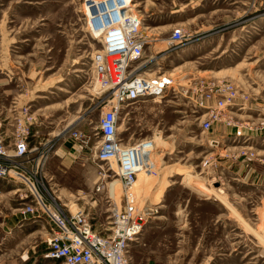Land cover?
<instances>
[{"label":"rangeland","instance_id":"1","mask_svg":"<svg viewBox=\"0 0 264 264\" xmlns=\"http://www.w3.org/2000/svg\"><path fill=\"white\" fill-rule=\"evenodd\" d=\"M86 1L0 0V78L16 89L0 127L6 143L29 132L33 150L19 168L47 204L88 212L104 228L123 196L112 165L95 156L97 121L114 100L94 63L101 43ZM134 1L148 60L139 71L170 75L174 86L118 105L122 145L160 140L154 171L132 188L156 211L130 245L131 264H264V0ZM176 27L182 45L170 40ZM222 81L246 106L228 107L206 131L194 101ZM101 168L110 176L97 192ZM25 204L35 205L29 187L0 179V264H60L48 256L45 213L23 217Z\"/></svg>","mask_w":264,"mask_h":264},{"label":"built area","instance_id":"2","mask_svg":"<svg viewBox=\"0 0 264 264\" xmlns=\"http://www.w3.org/2000/svg\"><path fill=\"white\" fill-rule=\"evenodd\" d=\"M108 10L95 9L87 14L94 24L89 30L101 43L94 63L104 74L102 82L113 89V105L105 109L97 121L100 139L95 153L99 161L111 165L114 162L111 168L117 176L115 180L119 182L123 196L110 207L107 226L103 228V223L96 224L94 216L83 210L71 211L57 203L53 207L47 204L38 193L35 181L27 179L20 172L18 162L33 150V147H29V132L17 133L10 143H6L0 127V179H21L29 187L35 197V205L25 204L20 213L23 217L45 213L51 231L48 256L60 264H131L130 245L140 238L146 220L156 211L155 207L140 205L132 193L137 170L148 164L143 156L138 155V150L147 140L122 145L117 131L118 105L141 98L164 97L170 87L174 86L173 79L164 73L149 76L139 71L145 44V38L140 35L142 16L127 13L129 15L122 14L121 20L117 11ZM92 28L100 33H95ZM170 40L176 45L186 41L178 27L173 29ZM199 91L200 95L194 102L198 109L204 110L201 125L206 131L212 128L221 112L228 107L242 110L246 106V97L243 102L236 100L237 89L232 82L209 83L204 90L200 88ZM101 169L95 186L97 192L105 188V179L110 176L106 170ZM145 169L150 173L154 171L150 166H145Z\"/></svg>","mask_w":264,"mask_h":264},{"label":"bare ground","instance_id":"3","mask_svg":"<svg viewBox=\"0 0 264 264\" xmlns=\"http://www.w3.org/2000/svg\"><path fill=\"white\" fill-rule=\"evenodd\" d=\"M138 3H136L134 0H87L85 2V11L88 12V14L91 13L92 10L95 11V9L97 10H103L104 11H107L108 9V12H112V11H117L119 14H120V17H121V20H122V14H127V13H137L139 14L138 11L135 10V6H137ZM129 15V14H127ZM135 15V14H133ZM102 21H103V17L101 18ZM89 27H93L94 24L91 23V20H89ZM93 31L95 33H100L96 28H92ZM186 62H188L187 59L189 58H185ZM148 62V60H145V61H141L140 62V66L141 68L144 66L145 62ZM181 65L179 66H176L175 68H178L180 67ZM174 68V69H175ZM98 69V68H97ZM95 72V69L93 70V73ZM99 73V72H98ZM97 73V75H98ZM168 77H170V75H167ZM172 83V82H171ZM160 96V95H159ZM158 97V96H157ZM143 99V98H141ZM157 139V138H156ZM237 136H234V140H237ZM163 142V141H161ZM160 140L157 139V140H147V143H145L144 145H142L140 147V149L138 150V155L139 156H143L144 160L148 163V164H144L143 166H141L138 170H137V178L133 184V188H135L136 190V183H138V188H141V186L144 185V183L147 181V176L146 174H143V171L145 170V166H148L149 163H150V159L152 157V154L154 153V150L158 147H160ZM164 143V142H163ZM147 154V155H146ZM146 155V156H145ZM129 157H130V153H129ZM152 163V162H151ZM112 165L114 166V162H112ZM185 174L183 175V179H187V178H191L192 176V172L190 170H186L184 172ZM138 179V180H137ZM116 181V180H115ZM117 183V181H116ZM162 188V187H161ZM116 190H117V193H119V184H117L116 186ZM143 191V190H142ZM120 196V193L119 195H117L114 200L115 201H118V198ZM143 229V228H142ZM142 232V231H141Z\"/></svg>","mask_w":264,"mask_h":264},{"label":"crops","instance_id":"4","mask_svg":"<svg viewBox=\"0 0 264 264\" xmlns=\"http://www.w3.org/2000/svg\"><path fill=\"white\" fill-rule=\"evenodd\" d=\"M1 64V63H0ZM3 73L2 67L0 65V75ZM7 82L3 78H0V115L6 116L9 113L10 108L6 107V101L11 99V97L16 98V89L14 87H7ZM54 93V91L52 92ZM17 107V105H15ZM13 108H11L12 110Z\"/></svg>","mask_w":264,"mask_h":264}]
</instances>
